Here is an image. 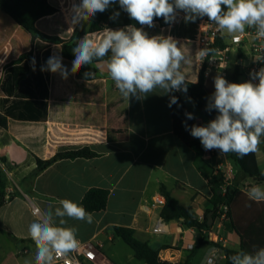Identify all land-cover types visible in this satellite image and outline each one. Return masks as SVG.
Here are the masks:
<instances>
[{
  "label": "crops",
  "instance_id": "1",
  "mask_svg": "<svg viewBox=\"0 0 264 264\" xmlns=\"http://www.w3.org/2000/svg\"><path fill=\"white\" fill-rule=\"evenodd\" d=\"M48 2L57 12L41 18L38 30L69 40L77 27L70 23L71 4L80 0ZM108 11L111 16L119 12V16L104 28H124L119 4L111 5ZM182 20L184 13L179 12L175 23ZM172 27L173 23L165 27L155 22V27H144V31L177 40L190 56V63L182 70L189 81H198L201 69L195 37L173 34ZM102 30L87 35L99 40ZM36 42L37 48L32 35L0 10V98L5 99L0 113L7 118V126L0 128V168L7 182L5 203L0 207V264H34L36 246L28 234L29 225L37 219L34 209L55 207L64 198L82 204L92 188L110 192L106 210L93 213L92 224L69 220L66 226L78 229L79 243L95 245L98 264H145L116 236V226L134 229L138 239L148 242L172 264H205L211 249L217 250V264H227L222 249L206 244L196 247L204 231L190 228L181 220L166 221L162 217L164 207L154 205L163 185L181 206L191 209L193 218L203 222L213 210V193L201 171L211 174L220 168L234 182L237 170L230 153L206 151L201 159L189 147L191 135L185 122L189 127L206 125L210 121L207 111L194 103L198 110L193 113L188 96L182 92L164 94L159 89L142 100L133 97L127 101L108 77L106 65L98 61L88 65L94 73L90 78H85L86 66L67 79L59 73L41 71L53 54L62 57L69 72L72 61L63 55L62 43ZM31 51L30 60H19ZM216 75H204L210 96L215 91L211 79ZM171 95L178 97V104L169 107ZM186 112L195 119H187ZM86 146L99 156L60 160L35 175L38 158L48 160L58 152ZM252 183L264 186V180L256 177L242 178L231 206L237 231L226 229L216 219L209 240L235 250L264 247V202L248 199L246 186ZM158 225L162 232L154 233Z\"/></svg>",
  "mask_w": 264,
  "mask_h": 264
},
{
  "label": "clouds",
  "instance_id": "2",
  "mask_svg": "<svg viewBox=\"0 0 264 264\" xmlns=\"http://www.w3.org/2000/svg\"><path fill=\"white\" fill-rule=\"evenodd\" d=\"M117 3L141 27H105L99 40L85 34L72 49L75 58L70 72L57 54L48 58L41 71L59 73L67 79L70 73L75 74L98 61L106 65L108 77L127 101L133 97L142 100L158 89L164 94H186L189 80L182 68L190 63V56L172 36H150L144 27H155L156 19L172 24L178 13L183 12L185 22L206 17L221 34L253 29L256 39L264 38V0H80L78 4H71L70 23L73 26L87 23ZM118 16L119 12H114L110 19ZM209 51L203 48L197 54L205 57ZM256 61L264 63V57ZM84 75L90 78L94 73ZM250 77L249 81L235 83L218 73L214 77L215 91L208 97L205 108L209 113L215 110V118L206 125L189 127L185 122V129L200 141L204 150H217L220 155L235 153L243 158L256 152L264 142V67L250 72ZM253 80L258 82L253 83ZM196 82L197 78L191 83ZM173 104H178L175 95L170 96L168 106ZM185 115L187 119H195L192 113ZM246 195L251 201L264 202V186L252 183ZM35 214L37 219L28 227V234L36 246L34 264H54L55 259L77 250L78 229L66 226L69 220L94 222V215L82 204L67 198L58 200L55 207L38 209ZM216 253V249H211L205 264H216ZM227 259L230 264H264V247L253 251L237 249ZM65 264L70 262L66 260Z\"/></svg>",
  "mask_w": 264,
  "mask_h": 264
},
{
  "label": "trees",
  "instance_id": "3",
  "mask_svg": "<svg viewBox=\"0 0 264 264\" xmlns=\"http://www.w3.org/2000/svg\"><path fill=\"white\" fill-rule=\"evenodd\" d=\"M0 10L10 15L22 28L32 35L34 47H38L39 44L36 42L38 39L46 43H62V53L71 61H73L75 58L72 49L76 46L79 40L85 36V34L100 32L104 28L105 24L111 25V13L107 9L103 13H98L92 22L89 21L87 23L77 25L72 37L69 40H62L58 37L45 35L37 28V22L41 18L53 15L57 12V9L50 5L48 0H0ZM123 15L124 26L134 25L138 28L141 26L135 20L131 19L125 11H123ZM200 20L201 19H197L195 22H185V20H182L179 23L174 22L171 32L173 34L184 35L187 38L194 39ZM155 22H158L165 27L171 25L166 24L163 19H156ZM219 45L222 47L223 42H220ZM32 56L33 52L31 51L23 54L19 60H30ZM86 68L88 72L93 71V69L89 66H86ZM229 82L237 83L238 78L234 75L229 79ZM185 95L194 101L197 108H206L208 97H210V95L205 88L204 72H201L196 83H191V81H189L188 91ZM3 104H5V99L0 98V108H2ZM207 115L210 120H212L215 118L217 113L215 110H213L211 113L207 112ZM6 126L7 118L5 115L0 113V128ZM189 147L198 157L204 159L206 150H204L198 139L191 136L189 140ZM98 156L99 154L97 152L93 151L87 146L76 150L70 149L61 151L48 160L38 158L35 175L44 172L46 169L60 160L78 158L91 159ZM230 158L237 170V175L233 183L227 179L226 173L220 168L213 169L211 174H207L203 171H201V173L204 179L208 182L213 193L210 199V202L213 205V220L215 221L219 217L220 209L223 205L229 206L227 221L224 223V226L226 229L237 231L232 220L231 206L240 192V174H245L246 176L256 177L257 179L264 180V175H262L264 172L259 168L258 159L255 152L250 153L243 158L235 153H230ZM6 185L7 182L0 168V207L5 203ZM161 193L166 198V205L162 211V217L166 221L181 220L190 228L204 231V237L196 242V247L206 244L220 248L225 252L226 257H229L234 253L235 249L224 247L219 242L209 240V232L214 224L209 226L207 217L203 222H199L193 218L191 209L181 206L179 201L174 198L163 185L161 186ZM109 195L110 192L107 189L92 188L84 195L82 199V205L88 212L92 214L102 212L107 208ZM114 232L116 236L121 238L134 251V255L137 260L142 261L145 264H172L169 261L163 260L160 257V252L153 249L148 242L138 239L134 229L116 226L114 227ZM166 248L171 247L167 246ZM227 264H230L228 259Z\"/></svg>",
  "mask_w": 264,
  "mask_h": 264
},
{
  "label": "built area",
  "instance_id": "4",
  "mask_svg": "<svg viewBox=\"0 0 264 264\" xmlns=\"http://www.w3.org/2000/svg\"><path fill=\"white\" fill-rule=\"evenodd\" d=\"M194 42L197 46V52L203 48L211 50L205 57H200L197 54V63L204 75L215 72L223 75L227 80L235 75L238 78L237 83H242L251 79L250 72L264 67V63L256 61L264 57V38L256 39L253 29H247L244 33L238 34H221L216 31L214 24L204 18L198 25ZM220 42H223L222 47L219 45ZM232 52H235L234 60L231 58ZM252 82L257 83L258 81L253 80ZM250 186H246V190ZM154 205L164 207L166 198L163 195L155 197ZM37 210L35 208L34 212L36 213ZM228 211L229 206L223 205L217 219L225 223ZM153 232H162L161 226H156ZM66 260L70 264H98L96 247L91 242L79 243L75 252L67 257L55 259L54 264H65Z\"/></svg>",
  "mask_w": 264,
  "mask_h": 264
},
{
  "label": "rangeland",
  "instance_id": "5",
  "mask_svg": "<svg viewBox=\"0 0 264 264\" xmlns=\"http://www.w3.org/2000/svg\"><path fill=\"white\" fill-rule=\"evenodd\" d=\"M231 58H232L233 60L235 59V52H232V53H231ZM211 80H213L212 83H213V85H214V79L212 78ZM187 102H188V105H189V107H190V109H191V111H192L193 113L196 112V111L198 110V109L195 107V105H194V101H193L191 98L187 97ZM208 122H209V121H207V123H208ZM256 154H257V158H258V162H259L260 169H261L262 171H264V142H261V143L259 144V146H258V150L256 151ZM245 177H251V176H246L245 174H240V178H241V179H242V178H245ZM244 187H245V184H243L241 190H243ZM242 194H243V193H242Z\"/></svg>",
  "mask_w": 264,
  "mask_h": 264
},
{
  "label": "water",
  "instance_id": "6",
  "mask_svg": "<svg viewBox=\"0 0 264 264\" xmlns=\"http://www.w3.org/2000/svg\"><path fill=\"white\" fill-rule=\"evenodd\" d=\"M263 172H264V171H263ZM207 218H208V225H209V226H212V225H213V222H214V220H213V213L210 212V213L208 214Z\"/></svg>",
  "mask_w": 264,
  "mask_h": 264
}]
</instances>
